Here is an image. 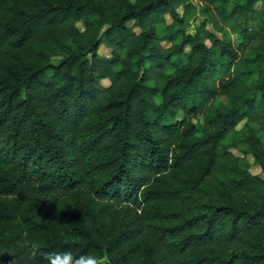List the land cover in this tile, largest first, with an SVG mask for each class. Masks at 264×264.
I'll use <instances>...</instances> for the list:
<instances>
[{
    "label": "trees",
    "instance_id": "16d2710c",
    "mask_svg": "<svg viewBox=\"0 0 264 264\" xmlns=\"http://www.w3.org/2000/svg\"><path fill=\"white\" fill-rule=\"evenodd\" d=\"M188 1L0 0V264H264V0Z\"/></svg>",
    "mask_w": 264,
    "mask_h": 264
},
{
    "label": "rangeland",
    "instance_id": "374dc122",
    "mask_svg": "<svg viewBox=\"0 0 264 264\" xmlns=\"http://www.w3.org/2000/svg\"><path fill=\"white\" fill-rule=\"evenodd\" d=\"M187 4L189 7L186 9V13L183 17H185V21H186L185 34L189 35V34H194L195 31L197 30V28L200 26V24L207 20V17L204 14L203 6L198 1L190 0V1H188ZM177 13L179 16H182V14L184 13L183 8L182 7L177 8ZM170 22H171L170 18L166 17V23L169 24ZM156 29H157V35L159 37H162L165 35L163 25H158ZM205 29L207 31H211L213 34H215V36H217L221 40H226V41H229L233 44L236 42L237 31L230 24L222 25V31L221 32L214 31L210 24H206ZM179 41H180V39H177L176 43H179ZM162 45L165 48L170 46V44H168L167 42H162ZM184 52H185V55L176 56L175 58H173L172 61L174 62L175 65L180 64L185 60V57L187 56L186 54L189 53V49L185 48ZM97 53L99 56H102V57H109V55H110V51L103 44V40H102V43L100 44V46L97 50ZM58 59L59 58H54L52 61L56 62ZM168 72H171V70H168ZM102 85L107 86L108 82L103 81ZM215 102H216V105H218V104L225 105L226 104L225 99L222 97H219ZM192 122H193V124H195L197 126L199 131L202 129V127H201L202 122L201 121H199L197 119H192ZM245 126H246L245 122H242L237 126L236 130L241 131V130L245 129L246 130L245 133H249V131H250V133L252 135H254V137H256V138L260 139L262 142H264V130L263 129L259 128V126H257L254 123H249L247 128ZM230 139H231V135H228L226 137V140H224V141L227 142ZM230 152L234 156L240 158L246 164L248 172H250L254 176L264 178V170H262L254 162L252 155H250L249 153H243L242 149H237V150L236 149H230Z\"/></svg>",
    "mask_w": 264,
    "mask_h": 264
},
{
    "label": "clouds",
    "instance_id": "9594fccd",
    "mask_svg": "<svg viewBox=\"0 0 264 264\" xmlns=\"http://www.w3.org/2000/svg\"><path fill=\"white\" fill-rule=\"evenodd\" d=\"M29 255L32 259L41 258L43 264H112L108 254H80L74 256L70 249L59 252H43L39 241H32L29 244ZM11 255V254H10ZM10 264H17L16 259L10 261Z\"/></svg>",
    "mask_w": 264,
    "mask_h": 264
}]
</instances>
